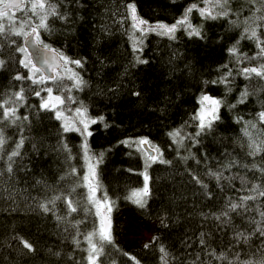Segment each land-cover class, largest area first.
Here are the masks:
<instances>
[{
  "label": "trees",
  "instance_id": "obj_1",
  "mask_svg": "<svg viewBox=\"0 0 264 264\" xmlns=\"http://www.w3.org/2000/svg\"><path fill=\"white\" fill-rule=\"evenodd\" d=\"M49 2L56 4L68 19L49 17L51 31L40 30L41 39L69 57L86 60L84 69L76 71L88 82L87 87L82 91L73 89L75 102L66 101L64 109L70 112L82 102L89 116H103L109 125L108 128L103 124L92 125L93 135L88 138L93 153H104L103 163L97 168L102 185L97 196L107 192L115 202L110 214L113 243L104 245L98 264H134L124 253L136 257L140 264H162L161 246L169 254L168 264L249 261L259 264L264 259V237L253 234L244 243L237 242L235 233L254 231L255 224L251 221L261 219L259 212L264 211V197L249 201L251 211L232 213L230 225H222L212 215L224 210L229 201L239 202L241 196L248 195L251 183L264 181V173L259 171L264 167V151L250 156V138L245 135L247 130L253 138L264 139V121L259 117L264 112V79L255 75L246 79L240 74L241 68L258 66L260 61L238 63L228 53L237 40H240L237 46L240 54L251 57L259 51L253 40L240 39L246 27L243 21L254 11L250 0H229V16L214 21H204L194 11L192 23L203 25L207 39L189 38L183 30L177 32L176 40L150 32L143 38L142 50L135 53L130 39L133 29L127 15L128 3H133L137 14L150 24L171 25L190 4L203 7V0ZM31 3L32 0L24 1L28 9ZM15 16L31 17L33 24L39 22L30 11L26 14L16 11ZM258 34L264 38V27L258 29ZM22 38L0 35V60L5 61V67L0 69V102L20 90L22 82L12 79L17 72L27 75V69L19 65L23 54L15 50L23 46ZM13 40L15 44L11 43ZM137 55L148 63L133 66ZM223 65L232 70L230 83L205 85L204 81L217 80L228 71ZM29 85L31 81L23 82V86ZM63 85L71 87L72 81L64 79ZM46 86L52 87L57 95H68L52 81ZM245 91L247 98L238 103ZM134 92L140 96H134ZM202 92L224 99L225 105L214 128L196 137L197 122L192 117L199 108L197 101ZM41 96L46 97L47 93L42 92ZM40 102V97L27 92L23 106L17 108L21 119L3 126L7 142L0 149V264H87L85 237L98 228L99 220L95 207L88 203V189L83 181L87 171L81 149L83 138L77 132L65 133L62 121L55 118L54 112L40 110ZM2 112L0 109V117ZM24 116L28 117L27 121L23 120ZM253 124L255 128L251 127ZM20 127L24 128L23 133ZM174 129L182 131L185 137L182 145L173 143L168 136ZM22 135L25 137L20 149L22 156L15 158L14 171L8 174V154ZM144 137L158 146L164 159L171 163H155L147 169L152 195L146 208L140 209L127 197L132 190L143 186L145 157L136 145L127 147L119 142ZM64 144L70 151L64 150ZM232 161L236 162L235 166L230 164ZM253 163L257 168L249 171ZM245 164L249 169L242 166ZM72 168L77 170L75 175H71ZM209 172H222L224 177L243 176L246 183L242 185L239 178L217 181ZM193 175L207 188L196 183ZM55 197L61 199L55 200L54 205L48 204L51 211L43 212L39 204H47ZM65 197L78 204L77 212L68 214ZM124 209L132 210L142 222L160 220L156 239L148 243L147 249L128 248L118 240L115 229L121 223ZM201 233L205 246L200 244ZM17 237L30 242L35 251L28 253ZM94 242L99 243L98 238L94 237ZM212 250L217 255L223 252L225 259L209 256ZM197 254L200 260L196 259Z\"/></svg>",
  "mask_w": 264,
  "mask_h": 264
},
{
  "label": "snow or ice",
  "instance_id": "obj_2",
  "mask_svg": "<svg viewBox=\"0 0 264 264\" xmlns=\"http://www.w3.org/2000/svg\"><path fill=\"white\" fill-rule=\"evenodd\" d=\"M78 2V0H75ZM250 3L254 7V11L250 17L245 18L243 23L246 25L240 39L253 40L259 50L255 55L249 57L247 54H240L238 51V45L240 40L236 41L232 47L228 49L230 56L236 58L238 63H243L245 61H260L258 66L255 67H243L240 69V74L244 75L246 79H251L253 75L264 79V38L262 34H258V29L264 27V24L258 23L264 21V0H250ZM203 7H200L198 3H192L176 21L169 25L162 22H157L156 24H150L147 20L141 18L137 14V9L133 3L127 4V15L130 17L133 29V34L130 36L132 40L133 52L142 50L143 38L147 33L154 32L159 36L167 37L169 40L177 39V32L183 30L189 38L196 37L199 39H207V35L203 30V25H194L192 23V14L194 11L199 13V16L204 21L217 20L220 18L228 17L230 13L229 0H203ZM20 11L25 14L30 11L32 16L38 18L39 22L33 24L31 17L28 19H19L15 16V12ZM259 13V15H258ZM49 17H57L60 20L66 21L68 19L67 14H61L57 8V5L50 3L49 0H32L30 9L26 8L23 0H0V35L12 34L15 36H23L24 45L16 47V51L23 54V58L19 59V65L27 69V75H23L20 72L12 78L14 81L22 82V86L19 91L11 94L8 99H4L0 102V109H3L2 117H0V149L6 144V137L3 131V126L6 122H11L15 124L21 118L17 116V108L23 106L26 99V93L31 92L36 97H40L39 109L43 111L54 112L55 118L62 121L61 127L65 133L67 132H77L83 138L81 144V149L84 153V160L87 166V171L83 176L84 186L88 189L87 200L88 203L95 207V215L99 220V226L96 230L89 233L85 238L88 242V255L87 264H98L100 257L104 254V245H111L113 243L112 237V222H111V212L114 205V201H111L107 192L102 194V197H98L97 193L101 191L102 185L99 182V173L97 171L98 165L103 163L104 153L95 154L89 147L88 138L93 135V131L90 130L92 125L103 124L105 128L109 125L105 121L103 116L91 117L88 115V108L82 102L79 107H77L71 118L66 116L64 105L67 102L74 103L75 98L71 95L73 89L77 91H82L87 87L88 82L83 79L79 71L76 69L83 70L86 60L84 58L74 59L67 56L63 51L52 48L49 44L45 43L41 39L40 30L51 31L49 28L48 20ZM7 21V23H5ZM251 21V23H250ZM19 23V28L15 25ZM236 26H239L236 21H232ZM28 30H25V29ZM139 33L136 36L135 33ZM15 44L13 40L11 42ZM103 64L104 61H101ZM148 61L142 59L139 55L135 56V64H146ZM73 65V67H69ZM5 67V61L0 60V69ZM223 68H227L228 71L220 76L217 80L204 81L207 84H225L226 86L230 83L229 77L232 75V70L228 68V65H223ZM61 72L63 74H61ZM55 73V74H53ZM68 79L72 81L71 87H64L63 81ZM31 81V85L23 86V82ZM49 81H52L56 86L64 92H67L66 97L62 95H53V88L46 86ZM231 91V88H228ZM42 92H46L47 96H41ZM134 96L139 97V92H134ZM248 92L245 91L241 94L238 103H243L247 98ZM199 108L193 115L192 119L197 122L198 131L196 132V137H199L202 133L212 130L220 120V110L221 107L225 105V100L222 98L213 97L205 92H202L198 98ZM229 107H235V105H229ZM260 120L264 121V112L259 114ZM24 121L28 120L27 116L23 117ZM255 128V125H251ZM19 131L23 133L24 128L20 127ZM245 135L249 136L250 143L248 147L250 156H257L262 151H264V139L259 137L253 138L252 134L245 130ZM168 136L172 139L173 143L177 145H182L185 139L182 131L180 129H174L168 133ZM25 142V137L22 135L19 142L16 143L15 149L12 150L7 157V167L6 172L12 174L14 171L13 165L16 163L15 158L22 156L20 149L23 147ZM127 147L137 146V151H142L145 157L144 172L141 173L143 176V186L139 189H134L131 195L127 197L140 209H145L148 205V200L152 195V189L150 187V177L148 175L147 169L151 167L152 164H170L171 161L164 159V154L160 148L151 143L148 138H137L132 140L127 138L119 142ZM147 146V147H144ZM36 148V145H33ZM63 148L65 151H70L68 145L64 144ZM187 159V157H184ZM235 161L230 162L232 166H235ZM244 168L249 169L247 164L242 165ZM257 165L253 163L251 165V170H255ZM259 171L264 173V167H260ZM77 170L75 168L71 169V175H75ZM209 175L214 176L217 181L222 179L234 180L239 178L242 185L246 183L243 176H233L224 177L222 172H209ZM193 180L200 184L201 187L207 188V185L203 183L197 176L193 175ZM63 179V178H62ZM257 179V177H253ZM74 191V189H73ZM248 195L241 196L239 202H231L225 206L219 214L213 213V218L217 221H221L222 225L232 224V213L242 214L239 210H243L244 213L251 211V205L249 201L256 202L259 198L264 197V181L261 183H251L248 187ZM71 193H69V196ZM211 197V193H208ZM61 197H55L54 199L48 201V203L39 204L40 209L43 212H49L52 209L49 208L48 204H55V200H59ZM68 214L71 215L78 211V204L67 197L64 198ZM107 213V214H105ZM260 220L253 219L251 223L255 224L254 231L246 234L244 231H237L235 233V239L237 242L243 241L247 243L251 235L258 234L260 237H264V211H260ZM58 220L61 217H57ZM79 223V221H77ZM163 223V221H162ZM94 237L98 238L99 243L94 242ZM204 233H201L200 244L205 246L206 242L204 240ZM23 248L27 250L28 253L35 251L34 246L25 240L23 237H17ZM156 238L154 237L153 240ZM77 243H79L77 241ZM146 249L149 244H145ZM159 251L161 252V262L162 264H168V252L161 246ZM58 255V253H57ZM129 260H132L134 264H140L136 257L131 256L128 253H124ZM209 256L223 260L225 259V254L223 252L216 254L215 250L208 253ZM197 260H200V255L197 254ZM231 264V262H229ZM246 264H252L251 261L246 262ZM259 264H264V259L259 261Z\"/></svg>",
  "mask_w": 264,
  "mask_h": 264
},
{
  "label": "rangeland",
  "instance_id": "obj_3",
  "mask_svg": "<svg viewBox=\"0 0 264 264\" xmlns=\"http://www.w3.org/2000/svg\"><path fill=\"white\" fill-rule=\"evenodd\" d=\"M204 6V5H203ZM69 67H72L69 65ZM53 95H57L53 92ZM75 110L65 111V115L72 117ZM107 214V213H105ZM121 223L115 234L118 240L128 248H140L153 241L159 231L160 220L142 222L130 209L121 212Z\"/></svg>",
  "mask_w": 264,
  "mask_h": 264
},
{
  "label": "water",
  "instance_id": "obj_4",
  "mask_svg": "<svg viewBox=\"0 0 264 264\" xmlns=\"http://www.w3.org/2000/svg\"><path fill=\"white\" fill-rule=\"evenodd\" d=\"M25 0H23V2H24ZM22 45H24V38H22ZM53 74H55V73H53ZM144 147H147V146H144Z\"/></svg>",
  "mask_w": 264,
  "mask_h": 264
}]
</instances>
